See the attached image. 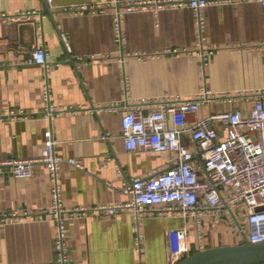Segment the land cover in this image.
Returning <instances> with one entry per match:
<instances>
[{
    "label": "crops",
    "instance_id": "1",
    "mask_svg": "<svg viewBox=\"0 0 264 264\" xmlns=\"http://www.w3.org/2000/svg\"><path fill=\"white\" fill-rule=\"evenodd\" d=\"M122 1L142 4L122 14L120 47L114 30L117 7L108 6L109 0H0V160L35 157L44 147L50 125L42 99L45 71L27 63L43 42L52 61L51 104L64 110L51 119L65 159L59 170L62 201L67 208L90 210L66 221L73 262L170 264L168 231L183 226L190 254L243 244L225 219L205 217L199 237L191 218L165 215L142 219L138 246L131 210L104 214L92 209L127 202L125 181L168 166L167 153L126 150L121 135L126 110L103 107L121 101L125 85L128 102L148 100L146 110L168 99L193 100L203 89L211 93L210 101L187 116L189 124L231 110L247 115L254 92L264 88V8L247 0L203 8L200 50L190 8L159 6L155 0ZM97 5L104 7L87 8ZM77 6L87 9H67ZM27 11L38 14L31 20L3 18ZM214 126L224 134L219 121ZM181 137L189 141L186 134ZM71 157L82 159L83 169L68 163ZM105 157L109 159L101 167ZM51 188L49 171L41 165H34L25 178L0 174V213L24 215L0 225V264H54L53 221L27 215L50 208Z\"/></svg>",
    "mask_w": 264,
    "mask_h": 264
},
{
    "label": "built area",
    "instance_id": "2",
    "mask_svg": "<svg viewBox=\"0 0 264 264\" xmlns=\"http://www.w3.org/2000/svg\"><path fill=\"white\" fill-rule=\"evenodd\" d=\"M155 1L159 2V6H186L192 10L196 45L202 50L206 26L202 9L213 4L240 0ZM247 1H255L264 8V0ZM141 4L140 1L122 0H109L107 3L108 6L117 7L114 30L120 47L123 39L122 14L135 10ZM103 7L97 5L87 8L101 10ZM87 8L77 6L67 9L71 13L73 10L84 11ZM37 14L36 11H27L3 18L31 20ZM39 37L42 38L40 34ZM121 53L123 63V49ZM27 63L44 68L42 99L45 104L44 115L50 120V125L44 131V147L39 155L1 159L0 174L9 173L16 178H25L30 175L34 165L44 166L49 171L52 183L51 206L27 215L31 219H44L46 216L51 218L54 225V264H75L67 246L66 221L90 210L83 207L67 208L62 201L59 170L65 159L58 152L59 140L52 129L51 119L64 110L56 109L51 104L52 87L48 73L52 61L43 42L32 51ZM210 94L202 89L193 100L168 99L160 103L157 109L146 110L148 100L128 102L125 85L123 99L103 107L106 110H126L121 119V135L126 150L167 153L168 166L165 170L124 182L122 191L129 197L127 202L99 205L92 209L104 214H114L121 209L131 210L138 246L142 219L145 216L165 215L191 218L199 237L202 234L203 219L210 217L215 221L225 219L242 237L243 243L264 241V88L254 92L253 105L247 115L239 110H231L211 114L204 119H195L189 124L187 116L195 115L202 103L210 101ZM67 111L75 110L69 108ZM169 121L171 126L168 125ZM216 121L221 123L223 135L215 128ZM183 134L188 136V142L182 139ZM102 137L109 139L111 136L103 134ZM108 159L109 157L101 159L100 166L104 167ZM67 162L78 169L84 167L80 158L71 157ZM21 217L24 215L0 213V225ZM168 236L170 264H176L190 254L188 230L184 226L172 228L168 231Z\"/></svg>",
    "mask_w": 264,
    "mask_h": 264
},
{
    "label": "water",
    "instance_id": "3",
    "mask_svg": "<svg viewBox=\"0 0 264 264\" xmlns=\"http://www.w3.org/2000/svg\"><path fill=\"white\" fill-rule=\"evenodd\" d=\"M264 241L208 248L188 254L176 264H261Z\"/></svg>",
    "mask_w": 264,
    "mask_h": 264
}]
</instances>
